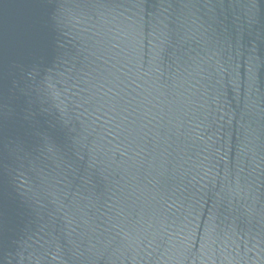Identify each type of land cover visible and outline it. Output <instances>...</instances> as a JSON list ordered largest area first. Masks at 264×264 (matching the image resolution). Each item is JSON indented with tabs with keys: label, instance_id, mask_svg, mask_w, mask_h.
I'll return each instance as SVG.
<instances>
[{
	"label": "water",
	"instance_id": "1",
	"mask_svg": "<svg viewBox=\"0 0 264 264\" xmlns=\"http://www.w3.org/2000/svg\"><path fill=\"white\" fill-rule=\"evenodd\" d=\"M0 264H264V0H0Z\"/></svg>",
	"mask_w": 264,
	"mask_h": 264
}]
</instances>
